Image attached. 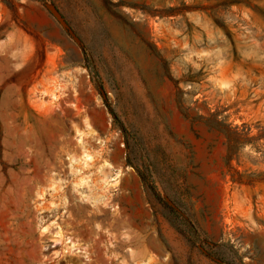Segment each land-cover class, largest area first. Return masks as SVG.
I'll list each match as a JSON object with an SVG mask.
<instances>
[{"label":"rangeland","instance_id":"374dc122","mask_svg":"<svg viewBox=\"0 0 264 264\" xmlns=\"http://www.w3.org/2000/svg\"><path fill=\"white\" fill-rule=\"evenodd\" d=\"M0 264H264V0H0Z\"/></svg>","mask_w":264,"mask_h":264}]
</instances>
